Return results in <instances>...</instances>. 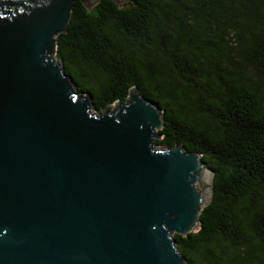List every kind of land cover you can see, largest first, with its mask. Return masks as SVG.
<instances>
[{"label":"water","instance_id":"obj_1","mask_svg":"<svg viewBox=\"0 0 264 264\" xmlns=\"http://www.w3.org/2000/svg\"><path fill=\"white\" fill-rule=\"evenodd\" d=\"M73 2L0 0V264H185L173 234L200 229L212 172L156 143L136 88L102 111L77 89L56 57Z\"/></svg>","mask_w":264,"mask_h":264},{"label":"trees","instance_id":"obj_2","mask_svg":"<svg viewBox=\"0 0 264 264\" xmlns=\"http://www.w3.org/2000/svg\"><path fill=\"white\" fill-rule=\"evenodd\" d=\"M74 0L56 57L102 111L132 88L163 111L165 148L212 172L185 264H264V0Z\"/></svg>","mask_w":264,"mask_h":264},{"label":"rangeland","instance_id":"obj_3","mask_svg":"<svg viewBox=\"0 0 264 264\" xmlns=\"http://www.w3.org/2000/svg\"><path fill=\"white\" fill-rule=\"evenodd\" d=\"M196 186H197V188H199V187H200L198 183H196Z\"/></svg>","mask_w":264,"mask_h":264},{"label":"bare ground","instance_id":"obj_4","mask_svg":"<svg viewBox=\"0 0 264 264\" xmlns=\"http://www.w3.org/2000/svg\"><path fill=\"white\" fill-rule=\"evenodd\" d=\"M210 190V189H209Z\"/></svg>","mask_w":264,"mask_h":264}]
</instances>
